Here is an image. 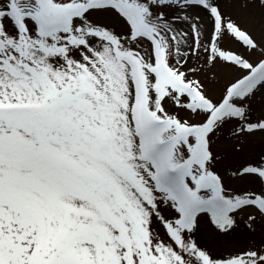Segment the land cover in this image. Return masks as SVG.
Instances as JSON below:
<instances>
[{"label":"snow or ice","instance_id":"6c2138e0","mask_svg":"<svg viewBox=\"0 0 264 264\" xmlns=\"http://www.w3.org/2000/svg\"><path fill=\"white\" fill-rule=\"evenodd\" d=\"M258 95L221 0H0V264H264Z\"/></svg>","mask_w":264,"mask_h":264},{"label":"rangeland","instance_id":"374dc122","mask_svg":"<svg viewBox=\"0 0 264 264\" xmlns=\"http://www.w3.org/2000/svg\"><path fill=\"white\" fill-rule=\"evenodd\" d=\"M221 5L225 13L230 15L242 28L249 31L258 41L264 42V4L261 3V0H221ZM230 46L235 48L238 45L236 41H232ZM214 71L221 80L230 75V71L223 66H217ZM255 105L257 108L264 105V95H258ZM229 144L230 141L222 139L219 147L227 152ZM246 147L249 152L258 151L264 147V138L257 136L250 139ZM236 162L231 157L225 161V163L233 164ZM200 238L217 250L231 247L233 243L242 242L239 239L237 241H218L206 230L200 233Z\"/></svg>","mask_w":264,"mask_h":264}]
</instances>
